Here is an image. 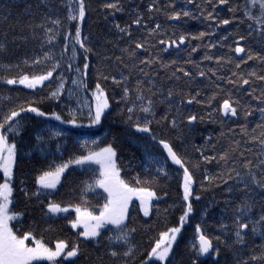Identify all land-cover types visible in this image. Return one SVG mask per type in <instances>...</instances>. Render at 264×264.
Instances as JSON below:
<instances>
[{
  "label": "snow or ice",
  "instance_id": "1",
  "mask_svg": "<svg viewBox=\"0 0 264 264\" xmlns=\"http://www.w3.org/2000/svg\"><path fill=\"white\" fill-rule=\"evenodd\" d=\"M54 0H39L36 8L41 5L47 8V12L41 14V22H29L26 27L30 30L33 38H36L37 29L43 30L44 38L40 41V47L43 49L45 45L49 47L48 51L42 52V55H36L34 58L25 57L23 64L33 67L37 65L44 66L40 72L20 71L16 75L9 76L7 73L14 67L10 63L0 64V69L5 75L0 76V81L5 85H23L27 89H37L38 86H44L45 82L51 84L52 80L56 81L55 87L50 88L47 98L50 100H61L63 94L67 93V118L62 112L52 110L46 112L39 105L42 101L29 99L14 104L11 108L0 113V172L3 179L0 181V264H41L42 261H48L50 264H76L80 256L84 255L80 241L83 243L100 244L101 238L106 240V253L96 257L94 264H105L104 255L109 256L119 264H135L138 252V246L132 242L133 235L136 232L135 227H130L129 222L132 218L133 211H138L144 217H149L153 209L159 213L160 209L157 203L161 199L168 196L167 191L158 192L156 186L160 177L171 178L169 172L168 161L176 167V175L179 177L178 186L182 190L181 204L182 214L178 218V224L168 227L166 230L160 231L158 236L151 243L150 250L140 255H144V259L140 260V264H176L172 259L175 255L174 245L178 242L182 228L189 220L191 214L194 213L193 201H199L200 195L196 192L195 185L198 183L196 173L200 172L201 165H204L202 176L203 180L199 181L201 189H204V182L209 187H220L223 185L224 193L227 194L224 200V212L228 211V206L233 204L232 197L237 193H241L238 201L232 207L231 224L223 222L218 224V228L225 234H230L231 240H222L221 236L211 237L206 234L200 223L195 225L196 240L198 244H192L191 248L196 253V259L191 260V264H198L199 257L202 256H219V244H224L227 248H243L247 244L248 231L253 236L259 235L262 243L254 245L259 251L254 252L242 259H237L235 264H264V107L253 108L250 104L241 105L240 99L234 97L231 91L226 93L228 98H224L218 107H213L217 97L224 92V88L220 84H215V91L210 95L201 98V90L197 88L195 92H183V90H174L169 88L167 96L161 103L167 102L165 113L156 119V104L153 97L157 95V91H153L155 80L150 76L156 73L145 71L146 67H151L159 63L164 69L174 68L171 72V78L177 81L181 79V73L184 77L193 81L196 77H206L211 81L212 76H216L217 80H223L226 84L232 85L237 91L248 86L247 95L252 100L258 101L260 105H264V90L256 95V89L251 87L253 81L264 82V75H258L255 70L249 71L247 76L243 72H232L227 78L217 76L218 68H211L205 71L200 64L191 59V54L197 52L201 47L197 44L192 47L188 53L189 58L177 67L179 61L172 59L164 61L162 54L170 50L177 52L190 40H203L209 38V43L203 47L206 49L205 55L202 57L205 61L215 59L216 64L223 66L224 63H233V58L209 55L208 49L227 46L230 52L237 54V62L235 68L240 69L242 64H246L251 60L264 62V55L260 52H254L251 46H245L244 41L252 37L255 33L259 40H264V0H244L243 4L231 3V0H182L178 6V0H169L163 6L164 15L167 20L173 22L172 35L168 36V29L162 30V25L156 23L154 27L144 22L143 13L136 10L135 18L131 23H125L121 26L118 22H113L114 27L121 37L127 36L131 39V27L136 25L143 28L147 32V36L143 40L132 42L131 47L120 49L121 56H111L107 54V50L102 46H93L90 41V35L83 31V25L88 18L90 5L87 0H60V5L66 9L64 21L68 24L75 22L74 32L62 19L57 16L55 19L49 15L53 11L51 7ZM194 5L196 12L192 11L189 6ZM209 6L211 11L208 10ZM224 6L231 14L229 18H220L221 8ZM100 7L108 13L115 15L117 12H123L124 7L121 0H104ZM4 11L11 13L10 7H4ZM23 11L30 16L33 15V6L27 3ZM161 7L158 6L157 0H150L147 4V12L158 13ZM198 12V15H197ZM237 12H242V16H237ZM108 15L104 17L108 19ZM2 19L7 22L8 15H3ZM188 19H203L209 22V31H199L196 34L183 30L177 34V25L180 21L187 22ZM51 23L53 27H48ZM236 23L237 31L220 36L213 42L216 30L221 26ZM247 27V36L240 34L239 26L245 24ZM17 24L20 21L17 20ZM61 29H64L61 31ZM23 30V29H21ZM163 34L166 39L157 41V45L148 43V37H154ZM235 36V46L227 44L230 36ZM7 36V32H5ZM63 37V47L59 55L53 50V45L60 37ZM27 41V36L13 37V40ZM105 43H112L105 41ZM7 42L0 41V52L7 51ZM158 47L155 55H152L150 49ZM143 49L149 55L143 59H138V50ZM70 52V54H69ZM127 53L130 60L134 61L131 67L123 63V54ZM238 54H244L239 56ZM90 57L97 59V64L92 65ZM123 64L128 69L129 74L125 75L123 71L108 72L109 62L112 60ZM191 64L196 69L195 75L191 71H187L184 65ZM143 65V67H139ZM19 68V63L15 65ZM95 72L94 87L89 88L88 76L89 70ZM133 69H138L141 77L135 81L134 86H130V75ZM65 72L72 74L70 77ZM54 73H59L54 76ZM209 73L211 75H209ZM147 78V88H145V79ZM71 81L72 87H66L68 81ZM110 82L113 86L111 93L106 88V84ZM214 83V82H213ZM150 95H145V92ZM90 92V96L87 93ZM118 104L124 107L119 108L120 114H125L126 120L131 123L139 133L147 134L150 141L162 146L166 156L161 159L146 151L148 164L145 165V171H149L151 167L154 174L150 177L141 178L137 173L130 179H125L121 172V167L117 163V150L112 143H107L103 147H99L101 137L94 139L79 140L80 147L86 150L85 154L70 156L67 160L57 162L53 159L47 166L46 170H42L35 176L34 183L37 185L35 191L30 192L26 178L19 179V185L15 186L14 181L17 178V169L20 166V160L23 158L18 148L17 138L24 130V122L21 114L34 113L36 117L46 118L49 121H59L61 125H72L74 127L83 126V121L87 120L89 128L101 125L103 118L111 109L110 101L116 99ZM176 96L180 97L177 104L172 103V99ZM13 100L11 95L0 96V105L11 103ZM76 107H72V102ZM205 106L211 111L203 115L190 111L187 115L181 111V106L190 107L193 104ZM175 107V112L173 108ZM86 110V111H85ZM259 113V122L256 123L249 132L247 121L255 113ZM143 114L141 117L140 114ZM216 114L219 119H215ZM211 120L213 123H219L221 131L214 137L212 133L207 136L202 135L204 144L193 145L195 151L199 153L198 160H192L185 147L184 151L178 150L174 143L163 136H158L153 130V123L161 125L167 124L169 129L177 131L176 139L183 143L184 134L181 129V123L188 126L192 131L198 122L202 123L205 119ZM233 118H243L245 124L237 125L240 133L247 137L245 143H256L259 151L253 153L252 158L245 155L246 152L251 153V148L241 150V141L232 139L229 146L223 151L217 152V144L213 143L216 139L226 136L225 121ZM257 130L259 132L257 133ZM48 131L51 137L62 138L69 135V132L62 130L58 126H49ZM234 128H228L227 133H233ZM41 135L36 136L37 141H42ZM62 145L57 144L56 151L59 152ZM211 148L212 154L205 153V149ZM238 155H235L237 154ZM215 162L219 171L210 173L206 167L208 164ZM76 165L86 167L92 170V177L89 181L83 182L81 189L80 201L78 203L62 204L51 199L53 190L57 189V185L61 183V178L66 170ZM97 189L102 190V204L90 205L87 196L89 192H95ZM19 191L25 199L35 198L39 203L44 204L40 200L41 196L47 197V203L44 205V215L46 217H55L57 214L68 213L69 209H73L75 216L67 219V224L72 230H76L77 240L69 243L65 239H57L54 246H50L45 242L43 236L37 238L34 229L29 227L28 230L23 228L15 229L11 224L12 221H18L24 212L15 211L11 207L13 205L14 192ZM259 196V199L256 197ZM138 201V209L132 206ZM256 211V215L253 212ZM207 215V209H203L202 218ZM229 228L231 232L229 233ZM104 232L108 235L105 237ZM214 240L217 242L214 244ZM119 249V250H118ZM214 264L218 262L214 261Z\"/></svg>",
  "mask_w": 264,
  "mask_h": 264
},
{
  "label": "trees",
  "instance_id": "2",
  "mask_svg": "<svg viewBox=\"0 0 264 264\" xmlns=\"http://www.w3.org/2000/svg\"><path fill=\"white\" fill-rule=\"evenodd\" d=\"M38 2L39 0H0V41H6L8 45L6 52H0V64L10 63L14 65V67L7 73L9 76L16 75L20 71L29 73L33 71L40 72L44 68V66L41 65L33 67L31 65L26 66L23 64L25 57L34 58L36 55H42V52L49 50L47 45H45L43 49L40 47V41L44 38L43 30L37 29L38 35L36 38H33L30 30L26 27L29 22L40 23L41 14L48 11L43 5L37 9L36 4ZM87 2L90 5V10L88 18L83 25V31L85 34L90 35V41L93 46H102L103 49L107 50V54L113 57L121 56L122 53L120 49L131 47L133 41L143 40L144 37L147 36V32L136 25H132L131 27V39L127 36L121 37L117 30L112 27L113 22H118L121 26H124L125 23L130 24L131 20L135 18L136 10L143 13L145 18L144 22L149 26L154 27L156 23H160L162 25V30L168 29V36L172 35L173 22L167 20L163 8L169 0H157V4L161 7V11L151 14L147 12V4L150 0H121L124 11L117 12L115 15H108V13L100 7L104 0H87ZM27 3H31L33 6L34 14L31 16L23 11ZM180 3H182V0H178V6ZM195 3H200V0H195ZM231 3L243 4L244 0H231ZM4 7H10L11 13L9 14L5 12ZM51 7L53 8V11L50 12L49 15H51L53 19L59 16L62 19V23H65L74 32L75 22L68 24L64 21L63 18L66 14V9L60 5V0H54ZM189 7L192 11L196 12L194 5ZM219 7L222 9L220 18H229L231 16L224 6ZM208 10L211 11L210 6ZM3 15H8L7 22L2 19ZM106 15H108L107 20L104 19ZM236 15L242 16V12H237ZM17 20L20 21L19 25L17 24ZM208 23L209 22L204 21L203 19H188L186 23L180 21L177 25V34H179L180 30L192 34H196L199 31H209ZM47 26L53 27L50 22ZM63 30L64 29H61V31ZM235 31H237V25L235 22L231 25L221 26L216 30L213 42L220 36ZM5 32H7V36H5ZM239 32L240 34L247 36L246 23L239 26ZM19 36H27L28 39L27 41L19 39L15 41L13 40V37ZM161 39H166L163 31L161 34L154 37H148V43L151 45H157V41ZM235 39L236 37L234 35L230 36L227 44H231L234 47ZM105 41H111L112 43H105ZM209 42V38L207 37L203 40H190L179 50V54L170 50L169 52L162 54V59L164 61L176 59L179 61V64L177 65L178 67L185 59L189 58L188 53L191 48L200 44L201 47L197 52L191 54V59L199 63L200 67L205 71L211 68H218L217 76H223L225 78L230 76L232 72H243L247 76L248 72L252 70H255L258 75H264V62L258 60L248 61L246 64H242L240 69H236L235 63L237 62V54L230 52L227 46L220 47L219 44L213 49H208L207 53L213 57L223 56L227 58L231 56L233 58V63H224L221 67L216 64L215 59L211 61L203 60L202 57L205 55L206 51L203 46L207 45ZM63 43V37L61 36L52 46L57 55H59ZM242 43H244L246 47L251 46L254 52H260L264 55V40H259L255 33L252 37H249ZM158 50V47H152L150 52L152 55H155ZM147 55H149V53L145 52L143 49L138 50V59H143ZM238 55L244 56V54ZM123 58V63L128 64L130 67L132 63H134V61L128 58L127 53L123 54ZM90 62L92 65H96L97 59L90 57ZM18 63L20 67L16 68L15 65ZM139 67H143V65H139ZM184 67L187 71H191L195 75L196 69L193 65L188 64L184 65ZM107 71H123L125 75L129 74L128 69H125L123 64L118 63L114 59L109 62ZM145 71L156 73L155 76H150L151 79L155 80L153 91L160 89V91L157 92V95L153 97L156 104V119H159L167 109V102L161 103L160 101L164 100V97L167 96V90L169 88L183 90L185 93L189 91L195 92V90L199 88L201 90V98H203L216 90L215 84H220L221 87L224 88V92L217 97L213 107H218L224 98H228L226 95L228 91H231L234 97L240 99L241 105L250 104L253 108L264 107V105H260L258 101L252 100L251 97L247 95L249 90L248 86L237 91L235 87L226 84L225 81L217 80L216 76H212L211 81L206 77L197 76L195 80L190 82L189 78L184 77L181 73H177V75L181 76V79L177 81L175 78L169 79L171 72L175 71V69L169 68L166 70L161 68L159 63L151 67H146ZM58 74L59 73H54V76ZM3 75H5V72L0 69V76ZM65 75L70 77L72 74L65 72ZM209 75L211 74L209 73ZM138 78L143 77L140 76L138 69H133L130 75V86H134L135 81ZM87 79L89 88L94 87L95 72L93 69L89 70V76ZM144 79L146 81L145 88H147V78ZM251 80L253 81L251 87L255 88L257 90L256 95H259L260 91L264 90V82L256 80L255 77H252ZM55 84L56 81L53 79L51 84L45 82L44 86H38L37 89H27L23 85H5L0 81V96L11 95L13 98L11 103L0 105V113L11 108L14 104H20L23 101L34 99L36 101H42L38 105L42 110L46 112L56 110L62 112V115L67 118V107H64L68 102L67 93L65 92L62 99L59 101L47 98L50 88H54ZM105 86L111 93L113 88L112 84L108 82ZM66 87H72L70 79ZM87 95L90 96V92L87 93ZM145 95H150V93L146 91ZM118 99L119 97L117 95L116 99L110 101L111 109L108 111L107 116L103 118L102 124L91 128L87 126L86 119L83 121V126L74 127L72 125H61L59 121H49L46 118L36 117L34 113H22L21 118L25 126L20 137L17 138V142L23 158L19 162L20 166L17 169V178L14 181V185H19L20 178H26L29 191H35L37 187L34 183L35 176L38 175L40 171L46 170L48 164L53 159L60 162V160H67L70 156L85 154L86 150L80 147L78 141L85 138L94 139L97 136L101 137L99 147H103L107 143H112L113 147L116 148L118 158L117 163L120 165L122 170L121 174L125 179H130L137 173L140 174L141 178L152 176L154 170L151 167L149 168V171H145V165L149 163L146 151L161 159L166 156V153L163 151L162 146L150 141L147 134L139 133L131 126V123L126 120V112L123 115L119 113L118 109L124 107V105L118 104L116 102ZM179 100L180 97L176 96L172 99V103L175 105ZM72 107H76L74 101L72 102ZM181 111L184 115H187L190 111L203 115L206 112L211 111V109L194 103L190 107L181 106ZM173 112H175V107L173 108ZM140 115L143 117L142 113ZM219 115L220 114H216L214 118L218 120ZM258 122L259 113L257 112L247 121L249 132H251V128ZM245 123L246 122L243 118L226 120V136L219 139L218 143L216 139L213 140V143L217 144L216 151H223L229 146L232 139H236L241 141V150L246 148L252 149L251 153H245L246 156L252 158L253 153L259 151V146L256 143H245L247 137H244L240 133L239 127H237V125ZM49 126H58L62 130L69 132V135L62 138L51 137L48 131ZM152 127L158 136L170 139L178 150L184 151L186 147L189 157L194 161L199 159V153L195 151L193 145L199 146L204 144L202 135L207 136L209 133H212L215 137L221 131L219 123H213L207 118L202 123L198 122L192 131H189L188 126L185 123H181V129L184 134V140L183 143H181L180 140L176 139L177 131L169 129L167 124L162 123L161 125H157L153 123ZM228 128H234V132L227 133ZM258 132L259 130H257V133ZM37 135H41L44 139L42 141H37ZM57 144L62 145L59 152L56 151ZM205 153L211 155V148L205 149ZM235 155H238V153ZM168 167L171 178L160 177L159 183L156 186L158 192H168L167 197L158 202H154L159 206V213H157L155 208L152 213H150L149 217H144L143 214L138 211H133L132 213L129 226L136 228L132 242L135 243L140 250L137 254L138 258L135 261V264H140V260L144 259L146 251L150 250L151 243L154 242L158 233L166 230L168 227L178 224V218L182 214V190L178 186L179 177L176 175L177 166L172 165L169 160ZM204 167V165H201L200 172L196 173L198 183L195 185V188L201 199L199 201H193L195 211L191 214L189 220L182 228L181 235L178 237V242L174 245L175 255L172 259L176 264H191V260L197 258L195 251L191 248L192 244H198L195 233V225L197 223H200L206 234L211 237L221 236L222 240L232 239L230 234L223 233L217 226L222 219L223 222L228 223L229 225L231 224L232 207L242 194H235V196L232 197L233 204L228 206L227 212H224V200L227 194L224 193L223 185L220 187H209L207 182H204V189H201L199 181L203 180L202 172ZM206 167L210 173H216L219 171L215 162L208 164ZM91 177L92 170L76 165L71 166L66 170L64 176H62L61 183L57 185V189L53 190L51 199L61 202L62 204L78 203L80 201L83 182L89 181ZM101 193L102 190L100 189L88 193L87 198L90 201L91 206L103 203ZM256 198L259 199V196ZM40 200L44 201V204L39 203L35 198L30 200L25 199L19 191L14 192V202L11 207L15 211L25 213L18 221L11 222L14 228L28 230L29 227H31L34 229L37 238L43 236L45 242L49 243L50 246H54V242L57 239H65L69 243L76 241V230H72L67 224V219H71L75 216L74 210L69 209L68 213L57 214L55 217H46L44 215V205L47 203V197L41 196ZM133 207L138 209V202L135 203ZM205 208L207 209V215L202 218V211ZM253 215H256V211L253 212ZM230 232L231 228H229V233ZM107 235L108 233L104 232V236L106 237ZM80 243L84 255L80 256L76 261V264H94L96 257L107 251V242L103 238H101L99 245L95 243H83V241H80ZM216 243L217 242L214 240V244ZM261 243L262 240L259 235L253 236L252 233L248 231L247 244L243 248H234L230 250L224 244H219V256L213 255L208 258H205L204 256L199 257L198 264H214V261L218 262V264H235L237 259H242L245 256L259 251V249H255L253 246ZM141 252L144 253V255H140ZM103 259L105 264H119L118 261L113 260L107 255H104ZM41 264H50V262L42 261Z\"/></svg>",
  "mask_w": 264,
  "mask_h": 264
},
{
  "label": "rangeland",
  "instance_id": "3",
  "mask_svg": "<svg viewBox=\"0 0 264 264\" xmlns=\"http://www.w3.org/2000/svg\"><path fill=\"white\" fill-rule=\"evenodd\" d=\"M2 179H3V174H2V172H0V181H2ZM138 201H136V203H137ZM133 207V206H132Z\"/></svg>",
  "mask_w": 264,
  "mask_h": 264
},
{
  "label": "water",
  "instance_id": "4",
  "mask_svg": "<svg viewBox=\"0 0 264 264\" xmlns=\"http://www.w3.org/2000/svg\"><path fill=\"white\" fill-rule=\"evenodd\" d=\"M240 55H242V54H240ZM204 257H205V258H208L209 256L205 255Z\"/></svg>",
  "mask_w": 264,
  "mask_h": 264
}]
</instances>
